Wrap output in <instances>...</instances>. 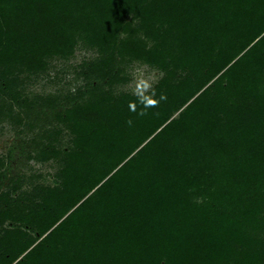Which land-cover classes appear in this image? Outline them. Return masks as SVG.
I'll return each instance as SVG.
<instances>
[{
  "label": "trees",
  "instance_id": "16d2710c",
  "mask_svg": "<svg viewBox=\"0 0 264 264\" xmlns=\"http://www.w3.org/2000/svg\"><path fill=\"white\" fill-rule=\"evenodd\" d=\"M79 44L85 89L30 97ZM133 61L160 78L116 92ZM2 122L33 134L0 155V264H264V0H0Z\"/></svg>",
  "mask_w": 264,
  "mask_h": 264
},
{
  "label": "rangeland",
  "instance_id": "374dc122",
  "mask_svg": "<svg viewBox=\"0 0 264 264\" xmlns=\"http://www.w3.org/2000/svg\"><path fill=\"white\" fill-rule=\"evenodd\" d=\"M96 54L95 50L79 44L70 58L51 59L49 69L46 72L27 78L26 93L30 97L35 94H59L61 96L69 94L72 96L79 89L84 90L88 81L85 77L87 65ZM125 74L128 75L129 80L126 83L118 84L114 89L116 92H149L162 73L146 64L133 61L126 65ZM32 134L33 132L26 131L20 125H14L10 122L0 123V155L6 154L7 149L13 143L16 145L21 144V142L28 143L32 139ZM69 137L70 135L64 132L61 141L70 143ZM13 155L15 156L13 174H22L24 177L33 176L37 182L54 183L56 164L53 161L30 160L21 166V159L24 157L21 155L20 149L17 148ZM27 186L28 184L24 185V187Z\"/></svg>",
  "mask_w": 264,
  "mask_h": 264
}]
</instances>
